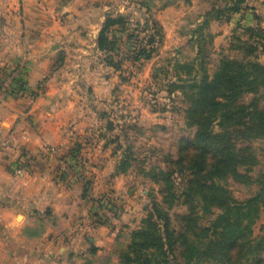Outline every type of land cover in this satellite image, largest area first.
Here are the masks:
<instances>
[{
    "label": "crops",
    "instance_id": "crops-1",
    "mask_svg": "<svg viewBox=\"0 0 264 264\" xmlns=\"http://www.w3.org/2000/svg\"><path fill=\"white\" fill-rule=\"evenodd\" d=\"M135 1L114 10L117 0H66L61 22L49 6L40 11L56 0H21V11L15 0H0V85L10 70L24 77V86L0 93V264H110L145 217L129 210L106 225L95 203L107 193H129L125 174H115L120 156L106 139L119 121L111 130L103 124L119 114L120 88L129 80L104 62L97 41L106 18L132 14ZM47 146L58 156L83 157L84 180L59 176ZM42 150L35 165L18 172L22 154Z\"/></svg>",
    "mask_w": 264,
    "mask_h": 264
},
{
    "label": "trees",
    "instance_id": "trees-1",
    "mask_svg": "<svg viewBox=\"0 0 264 264\" xmlns=\"http://www.w3.org/2000/svg\"><path fill=\"white\" fill-rule=\"evenodd\" d=\"M154 1L136 0L135 4L149 14ZM206 1L210 8L197 31L212 20L228 21L244 2ZM129 20L130 15L108 16L97 41L104 62L118 70L122 64L114 58L117 39L111 31L126 30ZM145 31L149 33L146 42L132 51L135 62L149 60L156 52L161 27L152 15L145 21ZM195 36L196 58L177 64L172 73L176 81L165 86L168 94L181 93L187 128L178 140L176 155L167 156L150 171L161 200L153 199L116 264H264V223L261 234L254 233L264 212V28L247 26L234 35L231 53L219 57L211 75L207 65L213 44L202 32ZM194 63L200 75L189 79ZM153 78L158 80L156 75ZM107 128H113L110 121ZM128 128L120 125L119 132L126 133ZM116 140L120 142L119 135ZM145 161L128 147L115 174L130 169L145 174ZM229 181L249 185L252 195L233 200ZM178 208L183 211L175 212ZM198 233L204 235L201 241L190 237Z\"/></svg>",
    "mask_w": 264,
    "mask_h": 264
},
{
    "label": "rangeland",
    "instance_id": "rangeland-1",
    "mask_svg": "<svg viewBox=\"0 0 264 264\" xmlns=\"http://www.w3.org/2000/svg\"><path fill=\"white\" fill-rule=\"evenodd\" d=\"M64 1L66 0H56L55 3L49 5L44 4L41 6L40 11L47 13V6H49L51 13L54 12L55 17L62 22L66 17L65 14H62L63 8L69 6ZM124 1L126 0H117V3L113 4L114 10L124 6ZM154 3L149 14L142 7L134 4V12L130 14L128 28L126 30L119 28L118 34L114 36L117 39L114 57L116 60L121 61L122 64L120 77L129 81L128 84L125 83L120 88V98L115 108L119 114L114 117V122L109 121L112 125L117 123V121H119L118 125L122 127L128 125L129 130L126 132L127 136L124 135L126 133L118 130L107 133L106 136H108L105 137L114 144L113 150L118 156L122 155L124 149L130 147L137 157H146V161L144 163L145 174H140L137 170L132 171L131 169L128 173H125L123 184L124 189L129 191L128 194L122 192V194L115 197L107 193L98 196V198L96 197L95 203L98 213L96 216L106 225L118 222L122 215L130 214L129 210H134L133 213L140 214L145 212L146 217L147 209L151 206L153 199L161 200V196L157 193V186L151 181L149 173L167 156L176 155L178 140L183 130L187 128L184 115L182 114L181 93L177 91L168 94L165 86L176 81L172 77V73L176 69L177 64H189L196 58V44L194 42L196 33L202 32L203 36L213 44L207 65L208 72L211 75L219 57L222 54L229 55L231 53L229 48L233 42L234 35L242 34V28L247 26L258 24L264 28V0H244L241 5L242 9L237 13H232L228 21L219 22L212 20L208 26L203 27L199 31L197 30L203 24L204 14L210 8L207 1L156 0ZM21 4H23L21 0H15L14 7L21 11ZM30 9H32V6L29 4L26 11H30ZM151 15L161 27V36L158 35L156 37V40H158L155 43L156 52L149 60L135 62L132 59V51H137L141 41L146 42L149 37V33L145 31V21L151 20ZM11 23V28L15 29V20ZM131 34L133 37L129 39L128 36ZM261 60L264 61V58H261ZM194 65L195 70L189 79L197 78L200 75L199 65L197 63H194ZM125 67L129 69L127 70ZM14 72L15 70H10L8 76L3 79L0 85V93L2 95L14 92V82L15 90L24 86L22 83L24 77L20 73L16 74L14 79L16 81L12 80L10 84L7 82L8 77H11ZM180 74L186 77L185 71L181 70ZM155 75L158 80L153 78ZM5 82L9 84L8 90L3 88L5 87ZM105 121L106 119L103 124L107 126L109 121ZM97 135L100 136L99 133ZM117 135H119L120 142L116 140ZM117 143L122 145L121 149L117 148ZM257 146H262V143L258 142ZM51 148L52 146H47L45 150L49 155L52 154V156L58 158L56 172L59 176V161L61 158H67L71 162L70 170L80 172L85 177L83 157L74 154V152L58 156L57 148L53 147L54 153ZM43 151L35 154H22L19 159L25 155H31L30 157L37 160ZM228 189L230 191L229 195L233 200H243L253 193L249 185L241 182L229 181ZM98 202H102L103 205L106 202L109 206L113 205L114 209L117 210V212L115 211L116 215L113 217L112 213L107 211V209L101 208V204ZM182 211L183 208L175 210V212ZM263 223L264 212L254 227L255 235L261 234L259 229ZM195 236L190 234L192 239L198 241H201L204 237L202 233H198L196 238ZM126 246L117 248L114 259H112L110 264L117 263L118 253L125 249Z\"/></svg>",
    "mask_w": 264,
    "mask_h": 264
},
{
    "label": "built area",
    "instance_id": "built-area-1",
    "mask_svg": "<svg viewBox=\"0 0 264 264\" xmlns=\"http://www.w3.org/2000/svg\"><path fill=\"white\" fill-rule=\"evenodd\" d=\"M16 74H19V71H15L11 77H8V81L9 84L11 83V81H16L14 80L15 79V76ZM7 82H5V87L3 88H6L9 86V84H7ZM13 83V82H12ZM14 85H15V82H14ZM14 87V86H13ZM9 89V88H8ZM7 89V90H8ZM52 152L54 151V148L52 147L51 148ZM54 153V152H53ZM31 155H25L24 157H22L21 159H18L17 160V166L19 167L18 169V172L24 167H31L32 165H34L35 163V159L30 157ZM71 167V162L69 161V159L67 158H61L60 161H59V173H60V176L62 178H65L67 182H78V181H82V179L84 180V177L81 175L80 172H75V171H72L70 170ZM100 203V202H98ZM101 208H103L104 210L107 209V211L111 212L113 217L116 215V212L117 210L114 209L113 205L109 206L107 204V202L105 203V205H103V203L101 202ZM116 211V212H115Z\"/></svg>",
    "mask_w": 264,
    "mask_h": 264
}]
</instances>
